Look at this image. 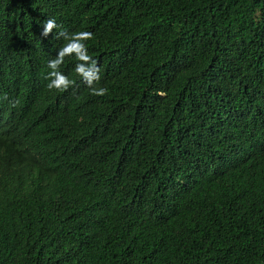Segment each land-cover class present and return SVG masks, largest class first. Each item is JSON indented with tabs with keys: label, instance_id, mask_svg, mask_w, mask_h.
Masks as SVG:
<instances>
[{
	"label": "trees",
	"instance_id": "obj_1",
	"mask_svg": "<svg viewBox=\"0 0 264 264\" xmlns=\"http://www.w3.org/2000/svg\"><path fill=\"white\" fill-rule=\"evenodd\" d=\"M0 264H264V0H0Z\"/></svg>",
	"mask_w": 264,
	"mask_h": 264
},
{
	"label": "clouds",
	"instance_id": "obj_2",
	"mask_svg": "<svg viewBox=\"0 0 264 264\" xmlns=\"http://www.w3.org/2000/svg\"><path fill=\"white\" fill-rule=\"evenodd\" d=\"M55 26V21L49 19L42 29V35H47L48 32ZM90 32H78L72 33L71 35L65 34V38L68 40V43L64 45L63 48L60 49L57 57L54 60L49 61V68L52 71L49 73L51 79L49 80L48 87L49 88H67L71 81L62 73L56 71V68L60 64L63 59V56L69 54L71 52H75L78 60L87 61L89 56L86 54L85 46L83 44V40L91 37ZM76 71L80 73L83 77L88 79V82H91V78L98 79V69L96 66V61L92 60V62L88 65L77 64ZM89 73H91V77H89ZM102 91V90H101Z\"/></svg>",
	"mask_w": 264,
	"mask_h": 264
}]
</instances>
